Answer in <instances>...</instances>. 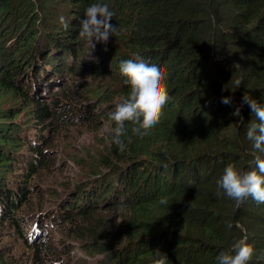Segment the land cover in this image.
I'll return each mask as SVG.
<instances>
[{"label": "trees", "instance_id": "trees-1", "mask_svg": "<svg viewBox=\"0 0 264 264\" xmlns=\"http://www.w3.org/2000/svg\"><path fill=\"white\" fill-rule=\"evenodd\" d=\"M95 2L115 13L119 35L92 50L78 29ZM137 53L165 71L170 100L149 135L126 124L121 152L109 115L130 91L119 63ZM244 94L264 104V0H0V264L52 263L48 228L78 241L83 264H154L158 250L165 264H217L242 237L254 248L249 264H264V203L237 208L217 188L228 164L248 170L253 159L251 110L233 115ZM77 97L85 121L100 112L107 123L105 149L58 203L33 212L45 154L31 131L43 139L44 121L70 113ZM22 112L33 126L16 120Z\"/></svg>", "mask_w": 264, "mask_h": 264}, {"label": "clouds", "instance_id": "clouds-1", "mask_svg": "<svg viewBox=\"0 0 264 264\" xmlns=\"http://www.w3.org/2000/svg\"><path fill=\"white\" fill-rule=\"evenodd\" d=\"M114 15L107 4L91 3L79 21L78 38L86 41L92 50L96 43H107L110 37L119 35L117 26L111 23ZM60 23L64 29L68 28L64 17H60ZM119 74L124 78V83L130 86V91L127 98L115 106L109 118L114 123L112 141L123 152L126 145L121 137L126 131V124L132 125L131 132L136 136L143 138L149 135L161 122L163 108L169 102L170 96L165 83V71L155 62L146 61L141 54H135L133 59L121 60ZM241 83L242 81H237V87ZM231 102L230 96L221 99V103L225 105ZM245 104L250 108L253 117L246 131V137L252 143L253 159L248 170L237 169L233 164H228L217 180L218 190H222L233 200L237 208L249 198L264 203V157L260 155L264 153V104L244 94L241 105L233 115L240 117V107ZM159 203L166 205L167 198L161 197ZM124 211L122 204L115 207L112 215L117 217V224L122 222L118 217ZM227 227L231 228L232 225L228 224ZM253 255V246L247 242V237H242L235 240L229 250L220 252L216 260L217 264H249ZM154 264H165L164 254L159 250L155 252Z\"/></svg>", "mask_w": 264, "mask_h": 264}, {"label": "rangeland", "instance_id": "rangeland-1", "mask_svg": "<svg viewBox=\"0 0 264 264\" xmlns=\"http://www.w3.org/2000/svg\"><path fill=\"white\" fill-rule=\"evenodd\" d=\"M85 76L86 73H84L82 78H86ZM56 90V86L53 85L48 93L50 94L51 92L53 94ZM47 101L49 100L47 99ZM80 102L79 97L73 99L70 107L74 105L75 107L72 108L70 113H65L61 119L45 120V125L41 129L48 128L42 133L43 139L39 138L40 135L35 134L37 130L33 129L31 131L35 139L38 142L40 141L38 145L45 154V164L38 169V172L31 180L34 185L33 190H37L36 194L33 191L35 196L32 199L33 212L53 206L54 202H57L60 197L67 194L70 184L72 185L90 174L91 168L88 156L92 157L96 151L105 149L104 135L109 129L107 123L101 117L100 112L91 113L87 117L88 121H85V116L80 115V110L84 108V105H81ZM2 104L3 108L9 105V103H4V100ZM11 105L15 104L12 103ZM16 105L20 109V105ZM94 105L92 104L91 108ZM96 111L100 110L96 109ZM28 116V113L22 112L16 120L18 122H28L30 126H33L35 119H28ZM25 132L28 133L30 131L25 130ZM19 150L20 152L28 151L23 145ZM51 230V228H48L50 242L55 245V250H52L50 258L53 261L50 263L47 260L45 263L42 262V264H60V262H57V258H63L65 264H83L89 258L86 257L78 241L75 242L70 237ZM5 241L8 242L9 239H5ZM60 241H64V246L61 248L59 247V245H62L59 244ZM19 252H22V254L26 252L27 256L31 257V250L25 246H20Z\"/></svg>", "mask_w": 264, "mask_h": 264}]
</instances>
